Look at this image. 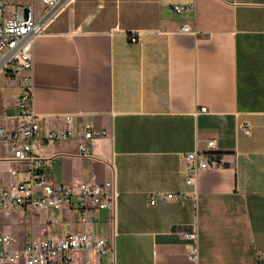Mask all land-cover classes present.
<instances>
[{
  "label": "crops",
  "instance_id": "0c3cea01",
  "mask_svg": "<svg viewBox=\"0 0 264 264\" xmlns=\"http://www.w3.org/2000/svg\"><path fill=\"white\" fill-rule=\"evenodd\" d=\"M20 77L0 72V126L12 127ZM31 77L41 135L66 115L76 134L84 123L106 132L88 156L75 137L35 142L43 172L62 185L113 182L118 197L84 226L71 207L0 209L16 247L90 229L110 244L98 264H264V0H70L34 40ZM191 151L217 159L187 185ZM30 173L0 143V185ZM148 192L182 197L149 206ZM191 230L195 262L182 238Z\"/></svg>",
  "mask_w": 264,
  "mask_h": 264
},
{
  "label": "built area",
  "instance_id": "2783aa9c",
  "mask_svg": "<svg viewBox=\"0 0 264 264\" xmlns=\"http://www.w3.org/2000/svg\"><path fill=\"white\" fill-rule=\"evenodd\" d=\"M7 0H0V72L8 75L20 74V93L15 102L16 114L11 117L12 127L0 126V143L8 144L15 150L16 159L29 166L30 178L17 182L11 188L0 185V209L20 208L28 213L42 209L61 211L73 208L81 226L92 223L97 213L114 210L118 192L113 182L80 181L75 185L56 184L43 172L44 161L33 152L35 142L39 144L61 143L72 137L77 140L79 156H88V143L106 135L91 123H84L76 134L72 117L66 115L64 125L48 130L41 135L40 117L32 110V45L41 36L46 25L57 12L70 0H38L43 6L36 15L34 2L28 5H15L11 14L5 17ZM192 7L176 5L172 10L181 13ZM180 31L191 33L192 29L184 24ZM130 42H137L136 36H130ZM243 130L248 132V126ZM212 146L213 140L208 141ZM215 163L205 154L196 151L184 154L183 172L187 185H192L202 170ZM182 196L178 193L148 192L147 204L154 206L158 200H174ZM187 257L191 262L197 259V233L195 230L184 232ZM16 239L0 232V264H74L76 255L89 256L84 264H98L97 259L110 251L109 241L98 237L90 229L66 234L59 237H28L20 247Z\"/></svg>",
  "mask_w": 264,
  "mask_h": 264
},
{
  "label": "rangeland",
  "instance_id": "374dc122",
  "mask_svg": "<svg viewBox=\"0 0 264 264\" xmlns=\"http://www.w3.org/2000/svg\"><path fill=\"white\" fill-rule=\"evenodd\" d=\"M31 2V1H30ZM17 3L26 4L29 3V0H7L5 6V13H9L11 7H13Z\"/></svg>",
  "mask_w": 264,
  "mask_h": 264
},
{
  "label": "trees",
  "instance_id": "16d2710c",
  "mask_svg": "<svg viewBox=\"0 0 264 264\" xmlns=\"http://www.w3.org/2000/svg\"><path fill=\"white\" fill-rule=\"evenodd\" d=\"M211 159H217V156L215 154H209L208 155Z\"/></svg>",
  "mask_w": 264,
  "mask_h": 264
}]
</instances>
